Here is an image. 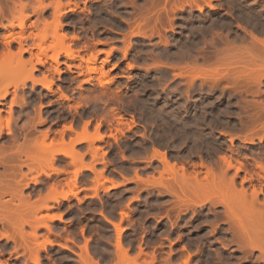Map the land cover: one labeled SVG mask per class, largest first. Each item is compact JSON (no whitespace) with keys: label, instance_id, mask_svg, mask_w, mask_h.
<instances>
[{"label":"rangeland","instance_id":"374dc122","mask_svg":"<svg viewBox=\"0 0 264 264\" xmlns=\"http://www.w3.org/2000/svg\"><path fill=\"white\" fill-rule=\"evenodd\" d=\"M21 1L36 70L0 104V264H264L228 218L264 232V0H2L0 59Z\"/></svg>","mask_w":264,"mask_h":264},{"label":"bare ground","instance_id":"6f19581e","mask_svg":"<svg viewBox=\"0 0 264 264\" xmlns=\"http://www.w3.org/2000/svg\"><path fill=\"white\" fill-rule=\"evenodd\" d=\"M41 1L42 0H38L37 2H40L41 3ZM60 5L61 4H59V6ZM28 6H29L28 4H25V3H23L21 1L19 8H18V5L15 4L14 8L10 11V14L13 17V21H16L17 22V24H15L13 22L11 24L10 28L12 29V31H14L15 28L18 27V28H20L21 32L18 35L13 32L9 36H6V43H5V45L7 46L6 50L8 49V51H7V53L3 54V56L0 59V69H1L0 70L1 71L0 72V91L2 92V94L4 93L2 96H0V104H1V101L4 100L5 97L8 95L10 84L13 81H15L16 79H18V78L24 79V80H29L30 79L33 82L35 81L32 78L33 72L36 70L35 64L32 62V59L26 61L23 58V53L26 52V50L23 47L22 41L26 38V35H25L26 22L29 19L28 15L26 14V10L28 9ZM41 6L42 5L40 4V7ZM40 7H39V9H40ZM37 9L38 8L34 9L35 12H36ZM4 13H5L4 2H2V0H0V15H3ZM57 18H58V20L56 22L57 23V26H53L52 23H48L46 21L43 23V26L40 27V28L38 26H36L35 24L33 25L37 29V34L34 37V38H36L39 41V44L37 46H36V44H34L37 49H41L42 44H44L47 41V39L50 38V36L53 37V39L55 41H57V44L63 42L65 36H59V34H58L59 28H61V24H60V21H59L60 20L59 17H57ZM53 27H55V29H53ZM51 32H53V34ZM16 36L19 37V40H18L19 50H18L17 53L16 52L14 53L13 51H11L10 45H11V42L16 39ZM261 45H262V43H261ZM263 46H264V44H263ZM38 62L40 63V60ZM15 64H16V66H15ZM10 66H12V70L7 71L6 68H8ZM248 79L250 80L249 77H248ZM1 88H2V90H1ZM9 121L10 120H8V119L6 121L2 117V114L0 112V136L2 135L4 129H6V128L8 129V132L10 134L12 133L11 132V129L9 127V123H10ZM10 154H12V153L7 154V152L4 150V148H0V166L1 165L4 166L5 167V170H6L5 171L6 173L1 174L0 181H2V180L5 181V179H8L9 180V177H11L12 174H13V173L11 174L12 168H11V165L10 164H13V162L12 163L10 162V160L12 161V155H10ZM164 154L162 155L163 158H164L163 161H165L166 164H167V166H169V168L171 170H173L175 166H170L169 165L168 161L164 157ZM16 156L17 155H15V157L13 156V158H16ZM16 159H15V161H16ZM224 162L227 165V169L237 168V172H239L241 170V167H234V165H233V163L231 162L230 159L224 158ZM12 167H13V165H12ZM10 168H11V170H10ZM259 168H260V170L262 172H264V167L262 165H259ZM14 170H15V168H14ZM175 171H176V169H175ZM223 173H226V172H224V171L222 172L221 171L220 175H217L218 177L220 176L219 177L220 178L219 180L221 181V179H222V182H223V180L225 178L224 177L225 174H223ZM10 174H11V176H10ZM207 174L208 175L210 174V175L213 176V179L212 180L214 182V178L216 177V175L214 174V171H213L212 168H207ZM13 175H14V178H15L16 174H13ZM237 175H238V173H237ZM14 178L11 177V179H14ZM215 182H216V180H215ZM6 183L7 184L4 185V186H6V187H4L5 192L12 189L11 188L12 187L11 182L9 181V184H8V181H7ZM224 183H226V182H224ZM228 184L231 187H235L234 186V179H232L230 182H228ZM212 186H213V184H212ZM212 186H210V187L212 189H214L213 188L214 186L213 187ZM212 195H215V193L213 192ZM258 195H259V193L256 190H254L253 193H252V200L254 199L253 200V203H252V208L253 209H251V210L252 211L254 210V212L258 215L259 220L257 221V223L259 224V223H261V220H260L261 218L260 217L262 216V214L264 212L262 210H260V211H257L256 210L255 211L256 208H254V203H255V201H257L256 199L258 198ZM247 196H248L247 195V192L245 190H242L241 193H240V197L242 199L241 201H245L247 199ZM221 204H223L224 206L226 205L225 207H227V206L230 207V205H228V201H226V200H221ZM250 212L251 211L248 210V212H247L246 215H248ZM234 213L232 212L231 214H229L228 215V218L233 222L234 226L240 231L239 234H238V236H240L239 238L241 239V237H242L243 239L247 240L249 242V245L254 244L253 242H256V241L257 242L258 241L261 242V246H258L257 249L263 255V259H264V232L263 233H260V232H258V231L255 230V231H253L254 234H255V237L252 238V236L249 233L250 230H248V226H250L251 228H254L253 224H250L248 222L247 216H245L244 213H243L244 215H242V214L239 215V213L238 214H236V213L234 214ZM242 216H245V217H242ZM262 218H263V216H262ZM113 226L116 229H118V226L116 224L113 223ZM247 241H245V242H247ZM253 249H255V247Z\"/></svg>","mask_w":264,"mask_h":264}]
</instances>
